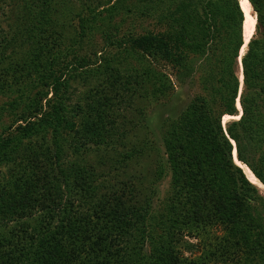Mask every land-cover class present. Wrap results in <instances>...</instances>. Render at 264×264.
Returning <instances> with one entry per match:
<instances>
[{"label": "trees", "instance_id": "16d2710c", "mask_svg": "<svg viewBox=\"0 0 264 264\" xmlns=\"http://www.w3.org/2000/svg\"><path fill=\"white\" fill-rule=\"evenodd\" d=\"M125 1L0 0V97L17 116L0 134V264H97L92 228L108 248L100 264H207L208 254L213 264H264V197L235 164L264 186V0H249L258 22L252 14L248 45L243 0H134L166 30L123 38L105 27L109 49L134 62L80 56L91 25L103 12L115 20ZM74 2L71 36L61 17ZM172 78L200 91L161 125L173 178L155 210L136 172L149 159L160 178L165 165L136 136L149 131L145 112L175 92ZM74 84L85 89L77 102ZM209 232L202 256H180L187 236Z\"/></svg>", "mask_w": 264, "mask_h": 264}, {"label": "rangeland", "instance_id": "374dc122", "mask_svg": "<svg viewBox=\"0 0 264 264\" xmlns=\"http://www.w3.org/2000/svg\"><path fill=\"white\" fill-rule=\"evenodd\" d=\"M162 2L156 3V8H161L163 5H161ZM142 4L135 3L134 0H128L125 1L123 4H119L117 8H119V14L116 16V19L113 21H108V19L111 17L108 13L103 12L101 14L100 19L98 18V21H96L94 24L91 25L93 30L91 29L92 36L89 37L88 40L85 41V45L83 46V49L78 52L80 56L83 55H90L91 58H94V54L97 53V58L99 59L100 53L102 52L104 55H117L123 59H127L126 61L128 63L134 62V59L137 58L135 54H132L131 56L123 53L120 54L118 50L109 49L107 45L106 38L104 37V33L102 30H107L105 27L112 28L114 25H117L120 29V37H127L128 35H134V38H138L142 35H158L160 32H164L167 27L160 24L159 17L157 13L152 12L149 17L143 16V6ZM81 3L74 2V6H67L66 7V18L61 17V21L63 25L65 24L67 28L68 35H74L76 30H78L79 27V18L76 16V14L81 10L82 8ZM252 7V6H251ZM73 8V14H70V9ZM128 13V11H130ZM162 11V10H159ZM163 12V11H162ZM252 14L253 17L256 20V26H257V17L256 14L253 11L252 8ZM251 14V16H252ZM63 16V15H62ZM249 18L247 24L248 30H254L253 24H252V18ZM68 18V19H67ZM69 20V21H68ZM6 25V24H5ZM249 36V31H248ZM7 57H3L1 60L6 61L5 65L9 62V57L13 58V54L9 53L6 55ZM1 58V56H0ZM96 60V58H95ZM3 68L2 63H0V70ZM1 72V71H0ZM168 72H170L168 70ZM174 86H175V92L172 94V96L168 97L169 99L167 101H162L161 103H154L152 107L149 109V111H146L147 115V121L145 122V126H148L149 131H141L139 130L137 134V138L139 140H144V137L147 135V140L151 144H155V148L160 152V158L163 159L164 162V173L160 178L153 177V174L150 172L151 168V162L149 159H145L144 163H142L141 169L138 173V179L139 181L137 184L139 185V189L143 192V196L147 197L149 199L150 204L155 210H159L165 203L166 199L168 198V195L171 191V180H172V170L169 168L168 160L165 156V152L162 145V139H161V133L160 128L164 120L168 118H176L189 104L191 99L197 95L200 91L198 84H195L191 89L183 88L181 87L178 82L174 78ZM190 84V83H189ZM74 94V102H77L78 99L82 96L83 92H85V89L82 86H77L76 84L73 85ZM10 100L8 98H2L0 97V134L3 133L5 129L8 127H13L14 122L17 119V116L14 114L13 111L9 107H6V104ZM164 103V105H162ZM22 111V110H21ZM21 111H17V114H20ZM137 125V123H135ZM226 125V124H225ZM138 129L143 128L142 125H137ZM140 127V128H139ZM146 129V127H144ZM146 129V130H148ZM148 132V134L146 133ZM97 155L92 154L90 157V162H92V166H95V163L97 162ZM236 158V156H235ZM72 160L77 162L75 157L71 158ZM78 160H82V158H78ZM237 160V159H236ZM17 163V162H16ZM13 169V168H12ZM18 170V168H17ZM135 172V170H134ZM2 175L5 177H9V169L4 167L2 170ZM4 177V179H5ZM145 178V179H144ZM6 180V179H5ZM260 190L261 197H264V192ZM71 199V198H69ZM77 200V199H76ZM264 212V211H263ZM56 225H58V222H54L53 226L51 228H56ZM154 226H151V224L148 225L147 229L148 231L151 230ZM95 229H91V233H89L90 239L87 241L88 244L91 245V248H93V254L91 258L93 259L96 256V263L100 264L99 261L101 260V256L108 253L107 244H95L96 238L98 235L94 236L93 233ZM85 233V231L83 232ZM193 235V234H192ZM191 235V236H192ZM204 241V243L209 244L211 240H214V236L212 232H209L205 238L203 236H197V237H189L187 236L183 242L190 245L189 249L180 248V256L182 258H188V259H195L202 256L203 253H201L202 247H204L203 244L199 243V241ZM106 243V242H105ZM194 248H191V247ZM206 248V246H205ZM147 253V248H145ZM207 264H213V258L211 254H208V258L205 260Z\"/></svg>", "mask_w": 264, "mask_h": 264}, {"label": "bare ground", "instance_id": "6f19581e", "mask_svg": "<svg viewBox=\"0 0 264 264\" xmlns=\"http://www.w3.org/2000/svg\"><path fill=\"white\" fill-rule=\"evenodd\" d=\"M243 5L245 7L246 23H247L252 14V7H251L249 0H243ZM244 37H245V43L247 44V40H248L247 24H245V27H244ZM244 52L242 53L241 56L244 55ZM238 120H239V117L228 119L225 121V124H228L233 121H238ZM235 164L244 171L246 177L250 180V182H252L255 186H257L259 189H261L264 192L263 184L255 177V175L251 172V170H249L246 166H244L242 163L236 160V158H235Z\"/></svg>", "mask_w": 264, "mask_h": 264}, {"label": "water", "instance_id": "95a60500", "mask_svg": "<svg viewBox=\"0 0 264 264\" xmlns=\"http://www.w3.org/2000/svg\"><path fill=\"white\" fill-rule=\"evenodd\" d=\"M240 61H241V60H240ZM241 76H243L242 73H241ZM242 79H243V77H242ZM234 145H235V144H234Z\"/></svg>", "mask_w": 264, "mask_h": 264}]
</instances>
